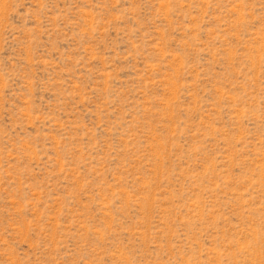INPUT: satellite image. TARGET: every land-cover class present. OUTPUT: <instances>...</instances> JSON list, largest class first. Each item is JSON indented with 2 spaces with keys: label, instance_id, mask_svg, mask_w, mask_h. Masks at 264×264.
Instances as JSON below:
<instances>
[{
  "label": "rangeland",
  "instance_id": "obj_1",
  "mask_svg": "<svg viewBox=\"0 0 264 264\" xmlns=\"http://www.w3.org/2000/svg\"><path fill=\"white\" fill-rule=\"evenodd\" d=\"M0 264H264V0H0Z\"/></svg>",
  "mask_w": 264,
  "mask_h": 264
}]
</instances>
